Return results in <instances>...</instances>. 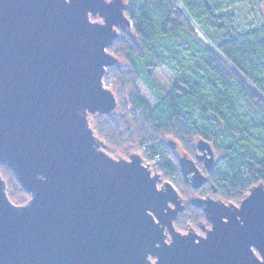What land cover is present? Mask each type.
Here are the masks:
<instances>
[{
    "label": "water",
    "instance_id": "water-1",
    "mask_svg": "<svg viewBox=\"0 0 264 264\" xmlns=\"http://www.w3.org/2000/svg\"><path fill=\"white\" fill-rule=\"evenodd\" d=\"M123 0H0V264H264V183L238 203L193 196L204 235L174 222L185 204L138 153L111 156L89 124L115 110L107 50L130 27ZM100 17L93 21L91 17ZM171 142V141H169ZM214 166L210 145L197 142ZM191 187L207 180L187 156ZM189 174H191L189 176ZM153 258V260H152Z\"/></svg>",
    "mask_w": 264,
    "mask_h": 264
},
{
    "label": "trees",
    "instance_id": "trees-1",
    "mask_svg": "<svg viewBox=\"0 0 264 264\" xmlns=\"http://www.w3.org/2000/svg\"><path fill=\"white\" fill-rule=\"evenodd\" d=\"M261 0H128L132 27L121 31L107 48L118 62L106 69L114 111L89 117L106 152L127 155L131 148L153 159V171L175 177L185 209L175 220L179 230L200 227L205 217L189 198L210 194L239 203L264 183V22ZM250 6L259 25L243 22L237 9ZM200 33V34H199ZM166 68L169 87L154 71ZM139 83L151 96L140 97ZM172 141L195 157L197 142L211 146L216 163L200 189H193L178 165ZM9 199L24 203L29 194L15 173L0 163Z\"/></svg>",
    "mask_w": 264,
    "mask_h": 264
},
{
    "label": "rangeland",
    "instance_id": "rangeland-1",
    "mask_svg": "<svg viewBox=\"0 0 264 264\" xmlns=\"http://www.w3.org/2000/svg\"><path fill=\"white\" fill-rule=\"evenodd\" d=\"M256 11H259V14H260V19H261V21H263L264 22V0H261V2L258 4V8L255 10V12ZM237 13H238V15H240V17H241V19H243V22L246 24V25H248V26H250V27H253V26H256V25H259V20L258 19H256V17L254 18L253 16H252V12H251V7L248 5L247 7L246 6H243V8L242 9H237ZM125 15H126V17L127 18H129V14L127 13V11H125ZM132 27V26H131ZM131 27H129V29H131ZM200 34V33H199ZM154 77H155V79L159 82V83H161L162 85H164V86H166V87H169L170 85H171V83L174 81V78L172 77V75H171V73L166 69V68H161V69H157V70H155L154 71ZM103 80H104V78H103ZM105 84V83H104ZM137 88H138V91H139V93H140V97L142 98V99H144L150 106H152L153 105V100H152V98H151V96L148 94V92L139 84V83H137ZM170 144L174 147V153H175V155H176V158H177V161L179 160V158H181L182 156H187L188 158H191V159H193L194 157H190V156H188L187 154H185L181 149H180V147L178 146V145H176L174 142H170ZM130 153H138L141 157H142V159H143V162L146 164L147 162H149V161H152V159H147V158H144L143 156H142V152H141V150H139V149H134V148H131L129 151H128V153H127V155H122V154H115V155H111V156H115V157H124V158H127L128 157V155L130 154ZM197 153V152H196ZM196 155V154H195ZM216 159H217V157H216V155L214 154V164L216 163ZM154 164V163H153ZM178 165H179V163H178ZM152 167H153V165H151V170H152V173L154 172L153 171V169H152ZM160 174V173H159ZM160 177H161V181H160V183L158 184V186H161L164 182H169V183H171L175 188H176V184H175V177L173 176V177H171V178H163L162 177V175L160 174ZM177 189V188H176ZM178 191V190H177ZM196 195H198V196H201V197H206V195L204 194V193H197V194H194V195H192L191 197H193V196H196ZM211 196V195H210ZM190 197V198H191ZM212 198H215V199H217L215 196H211ZM189 198V199H190ZM28 200V199H27ZM26 200V201H27ZM25 201V202H26ZM235 204H238V203H235ZM203 224L205 225V228H209L210 227V225H208L206 222H203ZM174 225H175V223H174ZM200 225H202V223H200ZM199 225V226H200ZM189 227H191V228H193L194 229V231L197 233V234H199V235H204V231H202L201 229H200V227H193V226H188L185 230H179L176 226H175V228L178 230V231H180V232H182V233H186L187 232V229L189 228ZM152 260H153V258H152Z\"/></svg>",
    "mask_w": 264,
    "mask_h": 264
},
{
    "label": "flooded vegetation",
    "instance_id": "flooded-vegetation-1",
    "mask_svg": "<svg viewBox=\"0 0 264 264\" xmlns=\"http://www.w3.org/2000/svg\"><path fill=\"white\" fill-rule=\"evenodd\" d=\"M124 2H125V8H124V10H123V13H124V15H125V11H126V8H127V6H128V0H123ZM126 16V15H125ZM91 19H93V21H101V18L100 17H91ZM126 28L127 27H123V28H120V27H118L117 28V32H118V34H120V32L121 31H125L126 30ZM168 143H169V145H171L170 144V142H169V140L167 141ZM171 147L172 148H174L172 145H171ZM205 156L203 155V150H201V149H199V148H197V153H196V155H195V157L193 158V160L195 161V164H196V162H199L200 164H201V166L202 167H204V161H205ZM201 172H202V170L200 169V168H198ZM205 169V168H204ZM205 171H206V169H205ZM203 173V172H202ZM206 173H207V171H206ZM205 174V173H204ZM191 174H189V176H190ZM206 176H207V174H205ZM200 189V188H199ZM206 196H210V194H205ZM184 202V201H183ZM184 204H185V202H184ZM203 212V211H202ZM204 214V213H203ZM205 217V216H204ZM205 222L208 224V221L206 220V218H205ZM208 225H210V224H208ZM200 229L202 230V231H204L201 227H200Z\"/></svg>",
    "mask_w": 264,
    "mask_h": 264
},
{
    "label": "built area",
    "instance_id": "built-area-1",
    "mask_svg": "<svg viewBox=\"0 0 264 264\" xmlns=\"http://www.w3.org/2000/svg\"><path fill=\"white\" fill-rule=\"evenodd\" d=\"M130 26H132V22H131V25ZM159 159V157H158V155H156L153 159H152V161H149V162H147L146 164L147 165H149L150 167H151V165L155 162V161H157Z\"/></svg>",
    "mask_w": 264,
    "mask_h": 264
}]
</instances>
